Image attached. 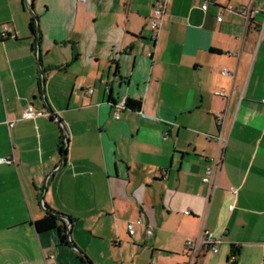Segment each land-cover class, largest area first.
Returning <instances> with one entry per match:
<instances>
[{"label": "crops", "instance_id": "0c3cea01", "mask_svg": "<svg viewBox=\"0 0 264 264\" xmlns=\"http://www.w3.org/2000/svg\"><path fill=\"white\" fill-rule=\"evenodd\" d=\"M158 1L0 0V264H179L203 226L220 242L195 264H232L233 245L264 264L261 13L162 0L155 30ZM122 96L140 106L115 117ZM49 212L68 242L36 230Z\"/></svg>", "mask_w": 264, "mask_h": 264}, {"label": "built area", "instance_id": "2783aa9c", "mask_svg": "<svg viewBox=\"0 0 264 264\" xmlns=\"http://www.w3.org/2000/svg\"><path fill=\"white\" fill-rule=\"evenodd\" d=\"M30 2V0H28ZM207 2L208 0H202L200 3L201 8L205 9L207 7ZM229 8L234 9L232 5H228ZM167 8V4L165 1H158L152 8V15L149 18L148 22L150 26L153 29L158 28L159 24V19L162 15V13L165 11ZM239 11H241L244 16L247 19H250L252 15L261 13V20H260V26H259V32H261L264 29V11L260 9V7L256 6L254 4V0H249L248 3L244 6H240L237 8ZM217 20H221L222 16L219 14L217 17ZM9 31V27L7 24H3L0 29V38L6 35ZM222 72H226L225 69H222ZM92 88H88L89 91H91ZM216 93L223 94L222 91H216ZM126 96H122L118 100H115L113 102V107H114V116L118 117L120 109L124 108L127 106L126 104ZM41 112V111H40ZM35 111L30 105H27L23 111H22V116L24 117H29V116H34L37 113H40ZM217 116L219 115V112H216ZM14 121L12 119L7 120V125L10 128L13 125ZM216 139L220 143L225 141V138L221 135L218 134L216 135ZM64 141V140H63ZM14 160V155L13 153L7 154V155H2L0 156V163L3 162H11ZM218 159L215 158L214 163H217ZM202 180L207 182L209 184V187L211 190L215 186V168L213 165H207L205 168V172L202 176ZM232 204L229 205L231 208ZM185 213H188L189 210L186 208L183 210ZM143 220L140 216L136 217L134 220H129L126 223L127 231L129 234H132L135 230V225L136 224H142ZM145 231L147 232H152V227L149 225L145 226ZM220 242V239L217 237H214L209 230L203 226L202 229L200 230L199 234L195 237H187L185 239L184 245H185V258L179 262V264H195L197 258L199 255L203 253L205 250H211V251H216L218 249V243ZM52 258L53 255L52 253H48L45 255V264H52ZM235 258V254L231 253L230 254V260L232 261Z\"/></svg>", "mask_w": 264, "mask_h": 264}, {"label": "trees", "instance_id": "16d2710c", "mask_svg": "<svg viewBox=\"0 0 264 264\" xmlns=\"http://www.w3.org/2000/svg\"><path fill=\"white\" fill-rule=\"evenodd\" d=\"M126 104L130 108H139L140 106V101L139 100H134L131 98H127ZM63 141V140H62ZM59 150L62 154L63 148L60 145ZM61 219L57 214L55 213H47L44 216L37 218L34 220V225L37 231H43V230H48L51 228H57L58 233H59V238L60 241H66L68 242L67 234H66V224L63 223V225H58V221ZM231 253L235 254V258L232 260V264H235L236 260V255L238 253V248L236 246L231 247Z\"/></svg>", "mask_w": 264, "mask_h": 264}, {"label": "water", "instance_id": "95a60500", "mask_svg": "<svg viewBox=\"0 0 264 264\" xmlns=\"http://www.w3.org/2000/svg\"><path fill=\"white\" fill-rule=\"evenodd\" d=\"M62 215V214H61ZM67 222H69V220H67Z\"/></svg>", "mask_w": 264, "mask_h": 264}]
</instances>
